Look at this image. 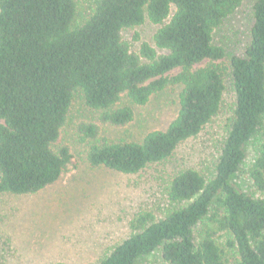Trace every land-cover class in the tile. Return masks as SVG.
I'll list each match as a JSON object with an SVG mask.
<instances>
[{
  "label": "trees",
  "instance_id": "16d2710c",
  "mask_svg": "<svg viewBox=\"0 0 264 264\" xmlns=\"http://www.w3.org/2000/svg\"><path fill=\"white\" fill-rule=\"evenodd\" d=\"M246 0H0V194L34 195L57 183L72 160L60 145L74 94L100 110L79 123L90 142L86 162L136 174L169 159L219 114L231 83L232 116L211 174L187 168L169 181L162 216L141 212L131 235L94 264H136L159 251L167 264H264V0H251L249 41L228 69L213 33ZM157 26L153 46L132 52L123 31ZM178 73L169 77L174 71ZM178 86V112L139 142L96 144L100 126L133 120L128 100L144 106ZM251 146L252 191L231 183ZM199 228V229H198ZM62 264V263H57Z\"/></svg>",
  "mask_w": 264,
  "mask_h": 264
},
{
  "label": "rangeland",
  "instance_id": "374dc122",
  "mask_svg": "<svg viewBox=\"0 0 264 264\" xmlns=\"http://www.w3.org/2000/svg\"><path fill=\"white\" fill-rule=\"evenodd\" d=\"M78 11L86 13L92 0H75ZM251 0L244 3L213 33V44L224 56L215 62L226 69L233 56L243 57L249 41ZM81 13V14H82ZM147 21L123 31V40L132 52L142 43L153 46L157 30ZM178 73L174 71L169 77ZM178 86L167 87L144 106L122 105L133 111L125 127L100 126L96 144L139 142L146 134L165 130L178 112ZM234 105L229 78L222 108L199 135L180 144L172 156L136 174H122L104 167H91L86 152L92 143L80 142L79 123H98L100 110L84 105L79 92L74 94L60 145L70 147L72 160L59 181L29 196L0 194V264H94L110 249L131 235L130 221L141 212L162 216L169 207L166 190L171 177L182 169L211 174L225 137ZM253 158L251 146L246 159L231 183L241 192L252 191L246 170ZM199 229V228H198ZM136 264H167L159 251L137 260Z\"/></svg>",
  "mask_w": 264,
  "mask_h": 264
}]
</instances>
